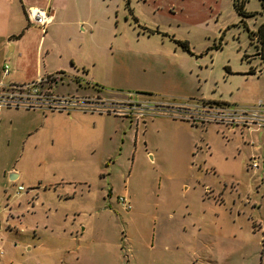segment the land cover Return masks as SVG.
Here are the masks:
<instances>
[{
    "label": "rangeland",
    "instance_id": "1",
    "mask_svg": "<svg viewBox=\"0 0 264 264\" xmlns=\"http://www.w3.org/2000/svg\"><path fill=\"white\" fill-rule=\"evenodd\" d=\"M243 2L132 0L117 24L111 6L108 65L76 52L96 57L108 96L130 101L74 120V109H3L0 264H264V128L206 120L219 107L264 109L251 41L264 0L245 1L250 18ZM44 67L26 84L46 81ZM44 81L55 95L80 88Z\"/></svg>",
    "mask_w": 264,
    "mask_h": 264
},
{
    "label": "crops",
    "instance_id": "2",
    "mask_svg": "<svg viewBox=\"0 0 264 264\" xmlns=\"http://www.w3.org/2000/svg\"><path fill=\"white\" fill-rule=\"evenodd\" d=\"M136 2L144 4L147 0H136ZM122 3L131 5L132 0H0V83H28L35 78L36 68L45 64L46 74L49 75L48 77H55V81L59 79L57 78L59 74L78 81L79 89L75 87L71 93L57 94L59 96L89 97L113 105L130 101V99L108 96L109 92L99 87L97 83L100 82L92 76L96 57L90 56V60L86 62L77 53H100L98 54L100 63L103 66L108 65V53L113 52L111 45L117 38L113 35L111 37L108 27L113 23L111 20L113 10H115L114 22L118 23V9ZM111 6L114 8L112 11ZM32 7L50 10L52 23L45 33L29 24L26 11ZM33 31H35L34 34ZM69 47H75L73 52H77L69 53ZM85 58H87L86 55ZM48 63L57 68L55 70L48 68ZM5 64L10 67L7 76L3 75ZM89 78L95 83L88 81ZM84 81L87 85L91 84L90 87L101 90L97 93L90 92L87 87H82L81 83ZM57 88L56 85L50 90L54 93ZM75 111L69 114L70 120H74L80 114L86 115V112L80 109ZM11 114L12 111L4 112L0 109V124ZM91 116L97 115L91 114ZM9 121L13 123L14 120L10 117ZM261 131L248 129L247 133L254 135L255 132ZM56 132L59 137V127ZM30 133L31 130H28L27 135L31 136ZM9 172L10 175L15 174L17 179L21 175L18 170L12 169Z\"/></svg>",
    "mask_w": 264,
    "mask_h": 264
},
{
    "label": "built area",
    "instance_id": "3",
    "mask_svg": "<svg viewBox=\"0 0 264 264\" xmlns=\"http://www.w3.org/2000/svg\"><path fill=\"white\" fill-rule=\"evenodd\" d=\"M28 22L31 26L40 29L43 33L46 32L47 27L52 23V15L50 10L42 8H29L26 11ZM10 67L8 64L3 66V75L9 74ZM59 77V76H58ZM44 80L32 82L29 84H3L0 83V109H26L36 110L38 108H47L51 111H69L71 109H83L84 111L94 112L103 109L112 108L118 104H108L100 99L89 97H74V96H59L51 92V88L41 89L40 84ZM54 82L55 77H48L44 82ZM259 109L251 110H229L226 108H216L212 114L207 116V121L225 123L227 125L245 126L251 128L256 126L264 128V109L262 105ZM257 128V129H258ZM251 168L257 169L258 162L253 159ZM24 191L22 186L17 188L16 193L20 194ZM121 204L127 208L125 199L120 200Z\"/></svg>",
    "mask_w": 264,
    "mask_h": 264
},
{
    "label": "trees",
    "instance_id": "4",
    "mask_svg": "<svg viewBox=\"0 0 264 264\" xmlns=\"http://www.w3.org/2000/svg\"><path fill=\"white\" fill-rule=\"evenodd\" d=\"M245 1L243 2L242 5L236 4V8L241 16L244 17H254L256 14L254 13H247L244 9L245 7ZM264 7V3H263ZM251 41L256 42V45L259 47V50L257 52V57H259L262 61H264V23L259 27L257 33H251ZM251 74H254L252 72Z\"/></svg>",
    "mask_w": 264,
    "mask_h": 264
},
{
    "label": "water",
    "instance_id": "5",
    "mask_svg": "<svg viewBox=\"0 0 264 264\" xmlns=\"http://www.w3.org/2000/svg\"><path fill=\"white\" fill-rule=\"evenodd\" d=\"M10 177H11L10 180L12 182L16 181V179H17V176L15 174L10 175Z\"/></svg>",
    "mask_w": 264,
    "mask_h": 264
},
{
    "label": "flooded vegetation",
    "instance_id": "6",
    "mask_svg": "<svg viewBox=\"0 0 264 264\" xmlns=\"http://www.w3.org/2000/svg\"><path fill=\"white\" fill-rule=\"evenodd\" d=\"M247 1V0H246Z\"/></svg>",
    "mask_w": 264,
    "mask_h": 264
}]
</instances>
